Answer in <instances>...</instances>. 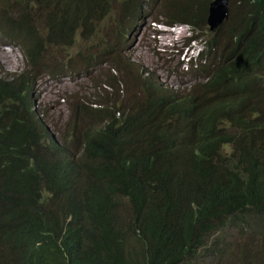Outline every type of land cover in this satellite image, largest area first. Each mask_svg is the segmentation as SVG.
<instances>
[{"label": "trees", "instance_id": "trees-1", "mask_svg": "<svg viewBox=\"0 0 264 264\" xmlns=\"http://www.w3.org/2000/svg\"><path fill=\"white\" fill-rule=\"evenodd\" d=\"M211 1L162 12L204 42L192 82L138 71L141 98L87 105L78 144L75 126L39 130L21 73L0 77V264H264V0H229L214 31ZM111 2L0 0V40L51 72L46 48L93 34ZM146 2L121 0L128 31Z\"/></svg>", "mask_w": 264, "mask_h": 264}, {"label": "rangeland", "instance_id": "rangeland-1", "mask_svg": "<svg viewBox=\"0 0 264 264\" xmlns=\"http://www.w3.org/2000/svg\"><path fill=\"white\" fill-rule=\"evenodd\" d=\"M120 2L112 0L110 13L96 24L93 34H78L70 45L46 48L44 62L51 72L40 65L30 68L17 47L0 40V77L21 73V92L28 94L32 107L39 111V130L56 142L62 141L61 133L75 126L72 137L79 143L91 125L83 111L87 105L100 106L107 99L127 105L140 99L135 64L144 67L143 75L154 73L158 85L175 90L187 87L196 77L189 71L190 58L196 56L202 40H189L197 33L184 25L163 24L162 12L170 0H147L142 19L132 31L127 30L129 18L120 16ZM39 21L43 23L40 17ZM117 23L124 25L120 31L124 36L118 35Z\"/></svg>", "mask_w": 264, "mask_h": 264}, {"label": "water", "instance_id": "water-1", "mask_svg": "<svg viewBox=\"0 0 264 264\" xmlns=\"http://www.w3.org/2000/svg\"><path fill=\"white\" fill-rule=\"evenodd\" d=\"M229 0H212L209 3L207 24L210 31L218 28L228 17Z\"/></svg>", "mask_w": 264, "mask_h": 264}, {"label": "clouds", "instance_id": "clouds-1", "mask_svg": "<svg viewBox=\"0 0 264 264\" xmlns=\"http://www.w3.org/2000/svg\"><path fill=\"white\" fill-rule=\"evenodd\" d=\"M228 11H229V5H228ZM208 16V15H207ZM163 24H165V23H163ZM178 24H180V25H184V26H186V29L187 30H189V31H191V32H194V31H192V29H191V27L188 25V24H181V23H178ZM166 25V24H165ZM176 25V24H175ZM208 25V24H207ZM167 26H174V25H167ZM217 29V28H216ZM215 29V30H216ZM214 31V30H213ZM197 33V32H196ZM196 35V34H195ZM195 35H192V36H195ZM192 36H190V37H192ZM190 37H189V40H191L190 39ZM193 40H200L199 38H195V39H193ZM202 42V44H201V48H199L198 50H197V52H196V56L194 57V58H196V57H198V55L200 54V52L204 49V42L203 41H201ZM7 45H9V46H14V45H10V44H7ZM15 47H17V46H15ZM18 48V47H17ZM19 49V48H18ZM20 50V49H19ZM21 52V51H20ZM21 54H22V52H21ZM23 55V54H22ZM24 57V56H23ZM25 58V57H24ZM193 58V59H194ZM26 59V58H25ZM136 66H137V70L140 72V73H142V75L144 74L143 72H145V69H144V67H142V66H140V65H138V64H135ZM20 74V73H19ZM149 74L150 75H153L154 76V73H152V72H147L146 73V75H144V76H146V77H148L149 76ZM14 75V74H13ZM18 75V74H17ZM6 77V76H5ZM8 77H11V75H9ZM7 78V77H6Z\"/></svg>", "mask_w": 264, "mask_h": 264}]
</instances>
